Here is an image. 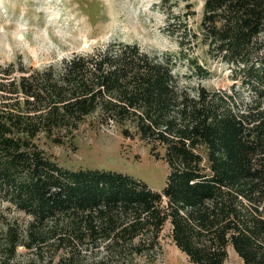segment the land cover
<instances>
[{
    "label": "trees",
    "instance_id": "obj_1",
    "mask_svg": "<svg viewBox=\"0 0 264 264\" xmlns=\"http://www.w3.org/2000/svg\"><path fill=\"white\" fill-rule=\"evenodd\" d=\"M186 7L168 12L176 55L113 41L60 68L0 65V264H138L157 258L167 223L193 264H225L230 248L264 264V0H204L199 33ZM199 44L230 67L231 89L181 84L178 63L211 76ZM92 117L166 161L162 192L63 167L38 143L65 144Z\"/></svg>",
    "mask_w": 264,
    "mask_h": 264
},
{
    "label": "rangeland",
    "instance_id": "obj_2",
    "mask_svg": "<svg viewBox=\"0 0 264 264\" xmlns=\"http://www.w3.org/2000/svg\"><path fill=\"white\" fill-rule=\"evenodd\" d=\"M195 11L188 19L193 32H200L204 0H0V65L23 62L28 67L60 68L76 54H89L113 41L137 43L149 52L178 54V42L167 30L168 12L185 16L187 4ZM207 47L196 46L192 56L210 71L211 76H191L187 65L178 63L175 72L182 85L208 89H231L230 67L206 54ZM247 99L249 94L236 85ZM46 154L59 165L72 169L116 171L145 182L162 192L168 164L150 154V147L137 135L125 137L116 124H100L92 117L81 125L65 144H54L44 136L38 140ZM163 154V150H161ZM8 204L0 202V210ZM157 258L143 257L138 264H193L175 245L171 225L160 236ZM184 257V258H182ZM225 264H244L229 249Z\"/></svg>",
    "mask_w": 264,
    "mask_h": 264
},
{
    "label": "bare ground",
    "instance_id": "obj_3",
    "mask_svg": "<svg viewBox=\"0 0 264 264\" xmlns=\"http://www.w3.org/2000/svg\"><path fill=\"white\" fill-rule=\"evenodd\" d=\"M182 258H184V257H182ZM185 259V258H184ZM186 260V259H185Z\"/></svg>",
    "mask_w": 264,
    "mask_h": 264
}]
</instances>
